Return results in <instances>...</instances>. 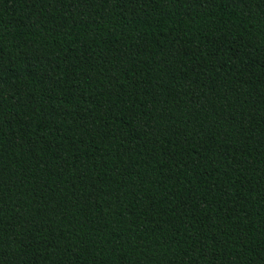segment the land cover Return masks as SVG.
I'll return each mask as SVG.
<instances>
[{
	"label": "trees",
	"instance_id": "1",
	"mask_svg": "<svg viewBox=\"0 0 264 264\" xmlns=\"http://www.w3.org/2000/svg\"><path fill=\"white\" fill-rule=\"evenodd\" d=\"M0 264H264V0H0Z\"/></svg>",
	"mask_w": 264,
	"mask_h": 264
}]
</instances>
